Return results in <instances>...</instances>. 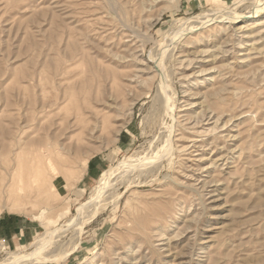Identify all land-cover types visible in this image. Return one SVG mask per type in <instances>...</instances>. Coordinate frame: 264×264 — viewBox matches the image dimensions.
Segmentation results:
<instances>
[{"label":"rangeland","instance_id":"1","mask_svg":"<svg viewBox=\"0 0 264 264\" xmlns=\"http://www.w3.org/2000/svg\"><path fill=\"white\" fill-rule=\"evenodd\" d=\"M0 264H264V0H0Z\"/></svg>","mask_w":264,"mask_h":264},{"label":"bare ground","instance_id":"2","mask_svg":"<svg viewBox=\"0 0 264 264\" xmlns=\"http://www.w3.org/2000/svg\"><path fill=\"white\" fill-rule=\"evenodd\" d=\"M222 17V16H221ZM206 18H208V17H206ZM210 18V17H209ZM211 20H212V18H210ZM209 19V20H210ZM166 90V89H165ZM166 92V91H165ZM168 96V98L169 99H171V97H169V95H166V97ZM169 99H168V101H169ZM166 100H167V98H166ZM170 103H172V101H170ZM170 109H169V111H172V105H170V107H169ZM168 109V108H167ZM86 163L87 162H85V163H83V166L85 167L86 166ZM123 163V162H122ZM122 163H120L121 164V167L120 168H117V169H113V170H111V171H105L104 172V174L99 178V180H98V182H97V184H98V189H97V195H99L100 194V197L105 193V192H107L108 190H109V192H110V190L114 187V186H111V182H113V180H110V178L111 177H114L115 178V180L116 181H118L119 180V178H122L121 177V175H119L118 177L119 178H117V175L118 174H120V170H122L123 169V167H125ZM118 166V165H117ZM110 169V168H109ZM118 171H120V172H118ZM123 171V170H122ZM8 177H9V175H8ZM21 177V176H20ZM125 177H127V175L125 176ZM29 178L30 179H32L33 178V175H31V176H29ZM20 179V178H19ZM39 181V180H38ZM19 182V181H18ZM124 182V181H123ZM20 183V182H19ZM34 183V182H33ZM114 183V182H113ZM40 184V183H39ZM38 184V185H39ZM44 190H45V184L44 183H41L40 184V192H42V193H44ZM115 190V189H114ZM17 191H19V190H17ZM112 191V190H111ZM96 192V191H95ZM113 193H114V191H112ZM107 195H108V193H107ZM107 195H106V197L105 198H100L101 199V201H105L106 200V198H107ZM114 195V194H113ZM96 196V195H95ZM104 196V195H103ZM111 195H109V197H110ZM97 197V196H96ZM99 197V196H98ZM110 198H112V196L110 197ZM113 198H114V196H113ZM116 198V197H115ZM114 198V199H115ZM97 198H95V200H96ZM98 200H99V198H98ZM108 200V199H107ZM91 202H93L94 201V199L93 200H90ZM97 201V200H96ZM95 202V201H94ZM99 202V201H98ZM95 203H97V202H95ZM94 204V203H93ZM98 204V203H97ZM100 204V203H99ZM98 204V205H99ZM97 205V206H98ZM89 206H90V204H89ZM94 206V205H93ZM5 207V206H4Z\"/></svg>","mask_w":264,"mask_h":264}]
</instances>
